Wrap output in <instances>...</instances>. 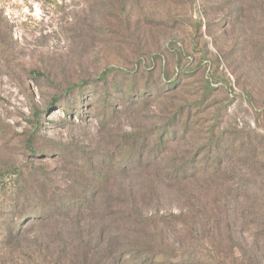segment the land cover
Masks as SVG:
<instances>
[{"label": "rangeland", "instance_id": "1", "mask_svg": "<svg viewBox=\"0 0 264 264\" xmlns=\"http://www.w3.org/2000/svg\"><path fill=\"white\" fill-rule=\"evenodd\" d=\"M126 208L157 264H264V0H0V264L121 249Z\"/></svg>", "mask_w": 264, "mask_h": 264}, {"label": "trees", "instance_id": "2", "mask_svg": "<svg viewBox=\"0 0 264 264\" xmlns=\"http://www.w3.org/2000/svg\"><path fill=\"white\" fill-rule=\"evenodd\" d=\"M254 203H251V207H259L260 205H257L255 200H253ZM135 207L134 205L131 206ZM136 208V207H135ZM227 207H216L215 205L208 203L204 204L202 210L196 211L200 214L201 217H203L204 222L203 224L208 230V233L210 235L214 236L216 234H220L223 231L227 232L228 235H231L233 233V224L234 221L231 217H221L220 215H215L214 211L219 212L220 214H225L227 211ZM127 214L125 224L127 223V233L125 235V239L123 242H126V244L121 245L123 246L121 249L118 248V245L115 247L114 250H108L106 248L103 252H95L91 248L84 247V249L80 250L79 252H75L72 250H66L64 246V242L59 239L58 240V247L59 252L55 253L52 252V254L47 255L48 258V264H132L129 259H132L134 256L135 258H142L143 252L146 250L144 248L146 246V242L149 240L150 243H152V248L154 250L153 252V259H151V264H157L158 260H156V256H159V254L162 256H169L167 257L168 262L172 261L171 258H174L172 255H167L163 252H158L159 250L165 249V245L161 241L156 242L155 235H150V228H154L153 223H151L148 219L142 218V219H134L129 214L128 208H126ZM252 212H250V216L256 217L257 211L251 209ZM132 212H136V209H132ZM264 216V211L262 212ZM26 216V215H25ZM30 216H38V213L32 212L30 213ZM15 219V218H14ZM14 223V220L12 221ZM18 227V226H17ZM196 232L199 231V228L195 230ZM19 230H14L10 227L8 229L7 234L9 235V240L16 239V236L19 235ZM104 235V236H103ZM209 235V236H210ZM120 236H118L119 238ZM154 237V238H153ZM102 241H104L105 232L102 234ZM111 244V243H110ZM49 245V240L45 241V246ZM210 246L214 245L213 241L210 240ZM154 246V247H153ZM258 242H252L251 249L247 250L246 256L248 257V260L254 261L258 258V250H259ZM159 249V250H158ZM108 250V251H107ZM158 250V251H157ZM174 249H171L170 252L176 253L178 251H173ZM47 251V250H46ZM45 251V252H46ZM32 255L40 256V251L38 249H34L31 252ZM64 259V260H63ZM5 259H3L4 261ZM262 260L264 261V256L262 257ZM2 261V262H3ZM38 261V260H37Z\"/></svg>", "mask_w": 264, "mask_h": 264}]
</instances>
